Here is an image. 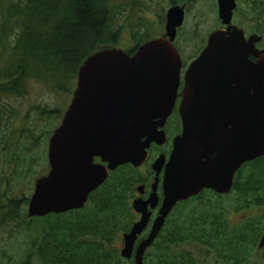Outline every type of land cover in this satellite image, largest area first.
<instances>
[{
	"label": "water",
	"instance_id": "obj_1",
	"mask_svg": "<svg viewBox=\"0 0 264 264\" xmlns=\"http://www.w3.org/2000/svg\"><path fill=\"white\" fill-rule=\"evenodd\" d=\"M218 2L220 19L230 25L235 0ZM183 19L175 8L168 16L169 39L147 41L133 54L109 48L85 61L71 103L49 139L50 171L35 183L29 217L83 209L111 172L128 164L143 166L153 144L169 142L164 128L178 98L182 132L172 141L169 159L161 155L152 163L157 184L150 199L133 203L141 218L124 236V258L133 256L150 224L162 173V205L136 248V264H144L146 250L179 203L204 190L230 194L243 165L264 156V51L256 48L262 37L246 39L235 26L217 31L182 77L173 42ZM137 190L144 195V187Z\"/></svg>",
	"mask_w": 264,
	"mask_h": 264
},
{
	"label": "trees",
	"instance_id": "obj_2",
	"mask_svg": "<svg viewBox=\"0 0 264 264\" xmlns=\"http://www.w3.org/2000/svg\"><path fill=\"white\" fill-rule=\"evenodd\" d=\"M260 5L258 14L264 11V3ZM120 31L112 0H0V149L6 156L11 150L9 128L18 116L12 101L26 96L32 81L72 98L82 65L91 55L118 46ZM147 40L143 37L137 43ZM66 109L39 108L44 120L52 117L56 124L49 129L51 123L45 120L44 129H39L42 150L40 135L25 133L33 145L29 147L26 140L19 143L5 163L14 165L15 183L42 170L33 166L47 159L44 144ZM178 125L180 118L173 114L167 126L169 138L179 132ZM157 149L151 148L152 156L141 168L128 164L111 172L83 209L42 218L29 217L26 207L31 197L13 190L0 167V187L5 180L9 186L0 191L5 199L0 200V232L13 236L20 248L13 264H133L121 255L123 239L140 220L133 203L139 185L153 175L151 162ZM263 236L264 156L243 165L230 194L204 190L179 203L148 249L144 264H260ZM7 257L10 260L9 253Z\"/></svg>",
	"mask_w": 264,
	"mask_h": 264
},
{
	"label": "flooded vegetation",
	"instance_id": "obj_3",
	"mask_svg": "<svg viewBox=\"0 0 264 264\" xmlns=\"http://www.w3.org/2000/svg\"><path fill=\"white\" fill-rule=\"evenodd\" d=\"M261 2L264 3V0H235L236 7L233 8L232 10V19H231L230 25L224 24L223 21L220 19L218 0H125L124 6H123V12H124V19L128 21L129 15H130V12H129L130 6L133 5L137 11L135 15V24L138 27L139 33H138V38L136 39V41H139L143 37L150 39V40L160 39V38L169 39L168 34H167L168 16H169V12L176 8L178 12L183 13L184 19H183L182 25L178 27L176 30V38L173 42V45L178 51V53L180 54V56H182L185 50L181 49V47L179 46V43L184 40L190 41L191 44H189V47L193 51L192 56L198 57L200 53L206 48L209 42V38L213 33L217 31L227 32L228 28L231 26H235L239 29H242L245 33L246 39L256 34L258 36H261L262 41H263L264 40V21H262V19L264 18V11L262 10L259 14L256 13V11L257 12L260 11ZM207 18L215 20L216 26H214L213 28L209 30L203 31L201 26H202L203 20H207ZM150 23H153V29L151 31L147 29V26ZM262 41L258 43L256 46V48L260 51H264V49L260 47V44L262 43ZM138 47L139 45L136 42V45H134L130 49H126V51L133 50L135 52V50ZM183 85H184V82L182 78V86ZM181 91H182V87L180 89V92ZM180 102H181V99L178 98L176 102V106L173 109L171 116L168 118L166 122L164 130L167 134V137H168V127L167 126H168L169 120L171 119L172 115L178 114L180 118V115H179ZM176 128H180L179 132L180 133L182 132L181 118H180V125H178ZM179 132L176 133L171 138L168 137L169 142H167L164 146H157L156 144H153L151 146V148L153 147L160 148L156 150V155L154 157V160L161 155L166 156L167 160L169 159L172 153V149H173L172 141L175 136L180 134ZM150 156L152 155L150 154L149 157ZM154 160L151 162V169H152V163L154 162ZM95 162L99 163L100 159L96 158ZM152 172H153V175L149 177V179H147L145 182L139 185V186L144 187V195L138 194L137 198H143L145 201H148L150 199V195L153 192V186L157 184L156 174L153 170ZM162 180H163V173L160 175L158 185H157V194L159 197V202L156 208L154 209L149 208V211L151 212L150 224L147 230H145V232L142 234V236H144L145 233H147V236H148L150 229L152 227L153 221L159 214V210L161 208L162 201H163ZM138 216L140 219L141 215L138 214ZM140 242L141 241L136 243L133 256L130 259L124 258L123 256L122 257L132 262L133 264H136L135 252ZM148 249L146 250L145 255ZM262 249H259V251H261ZM121 255H122V252H121ZM145 255H144V258H145ZM144 258H143V263H144Z\"/></svg>",
	"mask_w": 264,
	"mask_h": 264
},
{
	"label": "rangeland",
	"instance_id": "obj_4",
	"mask_svg": "<svg viewBox=\"0 0 264 264\" xmlns=\"http://www.w3.org/2000/svg\"><path fill=\"white\" fill-rule=\"evenodd\" d=\"M125 0H112V6L114 9V13L116 14V23L121 28L120 34H119V40H118V46H114L112 48H116L119 50L130 49L134 45H136V39L138 38V27L135 24V15L137 13L136 9L133 5L129 8V20L124 19V12H123V6H124ZM195 6V5H194ZM153 22V21H152ZM216 26V22L213 19L207 18V20H203L202 23V29L203 31L209 30ZM147 29L151 31L153 29V23H150L147 26ZM189 44H191L190 41H181L179 43V46L181 49H184L185 52L181 56L182 57V63L186 60V65H183L182 75L187 69V66L190 64L191 61H189L190 58H195L197 56H192L193 51L189 47ZM260 47L264 49V40L260 44ZM111 49V48H110ZM72 98H69L67 94L65 96L59 95L57 93H54L47 89L44 85L40 84L37 81H32L29 84V90L28 94L24 97L14 99L12 101L13 106L17 110V118L14 121V124L11 125L9 130H11V133H9L10 138V148L9 156H6L8 153H4L0 149V167L4 170H6L8 178H10L11 187L13 190H15L17 193H20V191H24L29 197L32 196L35 183L38 179H40L43 176H46L50 171V165L47 159L36 162V164L33 166L34 169H41L38 171L35 175L32 173L30 176H27L26 178L20 180L18 183H15V180L13 179L12 171L13 166L11 165L9 167L5 166V163L11 160L14 156V149L18 147L19 143H24L25 140L27 142V145L30 147L33 145V138H37L38 135H40L39 140V146L42 150L43 146L42 143L44 142V138L42 137V131L39 129H44L45 120L50 124L48 127L51 129L55 124L56 120H53L52 117H46L45 120L42 118V115L39 113V108L46 107L48 109L52 107H56L58 109L64 110V108H68L69 104L71 103ZM60 125V124H59ZM25 128L24 132H16L14 133L13 130H19ZM32 131L34 134V137H29V140H27V137L25 139L24 135L27 131ZM45 149L48 150V142L47 144H44ZM36 148V147H35ZM37 150V149H36ZM35 150V151H36ZM13 154L12 158L11 155ZM47 160V162H46ZM3 185L0 187V191L3 192L5 189H8L9 186H7V180L2 182ZM32 188L30 191L29 188ZM19 190V191H17ZM0 200L4 202V198L0 197ZM26 211H28V206L26 207ZM42 218V217H41ZM9 234L5 233V231L0 232V264H13L14 260L18 259L19 257V244L16 243L15 238L12 236L11 238H8ZM15 236V234H14ZM7 253L10 254V260L7 257ZM260 264H264V261L261 259V257L258 259ZM38 264V263H34Z\"/></svg>",
	"mask_w": 264,
	"mask_h": 264
}]
</instances>
